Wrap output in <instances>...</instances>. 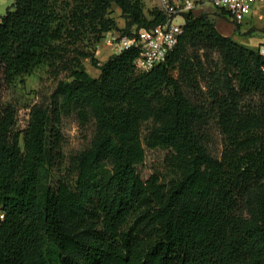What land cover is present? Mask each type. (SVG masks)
Listing matches in <instances>:
<instances>
[{"label": "trees", "instance_id": "1", "mask_svg": "<svg viewBox=\"0 0 264 264\" xmlns=\"http://www.w3.org/2000/svg\"><path fill=\"white\" fill-rule=\"evenodd\" d=\"M144 7L14 0L0 16V84L24 83L43 64L65 72L49 102L31 106L24 129L17 107L0 102V264H264L260 46L222 33L216 16L226 12L190 10L164 62L140 72L132 46L92 76L83 59L97 62L106 33L134 36L166 21ZM72 112L95 130L61 173L62 120ZM147 148L168 153L144 178Z\"/></svg>", "mask_w": 264, "mask_h": 264}, {"label": "rangeland", "instance_id": "2", "mask_svg": "<svg viewBox=\"0 0 264 264\" xmlns=\"http://www.w3.org/2000/svg\"><path fill=\"white\" fill-rule=\"evenodd\" d=\"M13 1L14 0H0V16L6 13L8 6H10ZM143 1L147 15L154 9L161 10L160 0ZM205 10L213 13L217 9L209 10L208 8ZM112 16L115 17L120 28L124 27L125 18L122 16L121 9L118 6L113 7ZM216 21L217 27L222 33L232 36L240 44L250 48L264 46V19H259L256 14L254 16L248 15L241 22L240 28H237L236 23L228 16L217 15ZM114 32L121 33L119 30H115ZM113 53V49L106 43L104 37L97 45L95 51L97 62L94 63L91 58L83 59L86 70L92 76H98L100 73V65ZM63 78H65V72L57 73L55 69H51L49 65L43 64L36 67L33 73L26 77L24 83L0 84V102L12 103L18 109V129H24L26 127L31 106L35 103H48L52 92ZM94 130L95 125L93 120L84 121L74 112L63 116V151L66 158L57 172L65 173L66 166L69 162V155L80 151L88 145L92 139ZM210 137L212 151L220 154L223 146L222 136L213 128L210 131ZM167 153V149L147 148L145 160L138 164V170L141 172L142 176L147 178L154 172H157V170H160ZM51 180L54 181L52 175Z\"/></svg>", "mask_w": 264, "mask_h": 264}, {"label": "built area", "instance_id": "3", "mask_svg": "<svg viewBox=\"0 0 264 264\" xmlns=\"http://www.w3.org/2000/svg\"><path fill=\"white\" fill-rule=\"evenodd\" d=\"M213 6L227 13L233 21L242 22L248 15L255 14L264 19V0H212ZM161 10L166 15L165 22L151 28H140L134 36L110 31L106 33V43L119 53L132 46L140 49L135 59V67L140 72L151 70L166 60L169 53L176 47L183 32L184 13L195 10L197 0H160ZM264 55V46H260ZM4 212L0 208V219Z\"/></svg>", "mask_w": 264, "mask_h": 264}, {"label": "crops", "instance_id": "4", "mask_svg": "<svg viewBox=\"0 0 264 264\" xmlns=\"http://www.w3.org/2000/svg\"><path fill=\"white\" fill-rule=\"evenodd\" d=\"M208 8H209V10H212V9L215 10L216 9L212 4V0H197V6H196L194 11L196 13H200V12L206 11L205 9H208ZM209 12H211V11H209ZM216 20H217V16H216ZM226 35H228V34H226Z\"/></svg>", "mask_w": 264, "mask_h": 264}]
</instances>
